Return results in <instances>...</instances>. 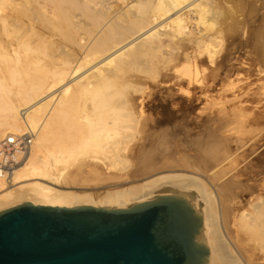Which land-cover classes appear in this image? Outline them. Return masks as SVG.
I'll return each instance as SVG.
<instances>
[{"label":"bare ground","instance_id":"1","mask_svg":"<svg viewBox=\"0 0 264 264\" xmlns=\"http://www.w3.org/2000/svg\"><path fill=\"white\" fill-rule=\"evenodd\" d=\"M32 3L37 4L34 5L33 11L34 15L39 17V21L42 18L44 20L48 18L50 22L47 23L54 22L49 19L50 15L59 12L64 16L70 9L78 10L80 15L87 20V22L72 20L77 31L82 29L87 32L88 37L86 38L70 36L71 32L65 31L70 27L64 29L63 33L68 34L75 43V46L69 45L68 47L64 44L63 46L57 45V48L68 55L66 56L67 61L64 60L65 64H60L58 60L57 63L60 66L56 62L54 65L51 62L52 65L49 68L46 63V66L43 65L45 67L38 66L37 59V62L33 61L34 65L36 64L39 68L35 65L37 68L33 69L32 74L34 70L37 73L38 69L37 76L29 74L32 70L30 68L33 67H30L31 59L22 60V57L20 58L22 55L17 50H21L19 46L23 44L25 46L21 47L25 49L24 52L27 55L26 50L33 48L31 43V46L29 45V39L27 42L23 41L27 38L23 37L24 32L17 30V27L19 34L9 29L13 28V25L12 27L7 26L3 12V6L6 4L11 8H26ZM217 7L216 0H0V137L7 132H23L26 129L36 136L30 152L13 169L9 182L0 180V210L23 202L59 206L126 207L148 200L150 196L173 193L176 198L187 205L193 218L198 219L199 228L208 244V264H244L236 250L231 245L224 244L214 229L213 223L218 221V215L220 216L219 202L221 199L217 191L206 185L204 177L205 180L199 178L198 175L196 179H191L181 175L162 174L151 176L152 178L142 185L131 186L128 190L105 191L106 193L99 195L85 189L83 192H75L67 186L70 180H74L73 172L79 164L87 165L89 172L112 174L104 182L110 181L114 185L126 181L127 178L130 179L134 160L133 152L143 151L149 147L136 141L139 137L138 133L142 139L150 136L152 138L153 133L167 126L163 119L158 118L151 122L150 112L145 113L149 109L157 113L162 110L157 103L152 105L144 103L145 99L143 101L142 98L151 93L147 83L155 82L158 87H156L157 91L163 95L171 92L172 85L181 89L186 83H195L204 70L206 73V69H208L207 77L209 78L214 67L204 66L206 61L209 64L215 62L217 67L227 63L228 56L225 53L221 54L218 61L215 60L218 53L217 47L219 44L222 45L220 43L223 38L221 37L222 23H225L226 19V15L220 11L221 16ZM210 19L214 22H208ZM48 28L50 29L49 26ZM49 34L47 36H50ZM10 35L14 37L11 38ZM202 54L206 56L202 57ZM33 58L32 60L35 59ZM131 67L140 69L142 73H133L135 70L132 69V73H129L130 71L127 73L125 70ZM44 68L47 72H43ZM259 69H261L260 66ZM40 70L41 75H39ZM79 70H83L85 81L83 83L78 80L71 82L70 80H73L72 78ZM168 71H173L175 74L170 75ZM167 80L169 83L166 82ZM162 83L169 85L164 86ZM61 86L62 89L60 88L58 93L54 92L55 95L51 94L48 99H45L51 91ZM188 92L192 95L190 90ZM83 93L86 94L83 106L81 105L84 109L77 117L78 113L76 115L72 110L76 111L75 108L79 105L77 101ZM153 93L155 92L152 91ZM53 97L55 100L51 103L50 99ZM155 97L157 98V95ZM192 98L190 106L194 108L195 105L192 102L195 98ZM157 99L160 100L159 97ZM181 99L185 98H179ZM176 102L172 103L176 107V112L170 117L174 120L178 116L184 117L180 106L177 107L179 102ZM69 111L73 113V116L76 115L77 119H70ZM157 116L160 117L159 114ZM126 120H129V123H126ZM57 122L65 128L62 132L60 130L61 133L57 135V138L55 137L56 140L53 139L54 141L49 145L46 140L49 139L48 136L55 127L53 125ZM79 129H85V142L79 140ZM225 141L226 139L220 140L213 147H218L222 151ZM83 143L89 148L87 151L89 153L84 156ZM114 171L118 174L112 173ZM85 181L96 182L89 179ZM166 184L174 185L177 189H169L172 192L166 191L163 188ZM236 186V184L233 185L229 192L232 190L234 193ZM255 186L259 187V184ZM187 187L201 190L202 195L208 199L207 207L213 217L212 220L217 219L214 222L211 220L210 227L214 231L208 237L204 235L208 231L204 230L210 218L206 217L208 214L205 215L204 212L200 214L196 211L190 203L191 200L185 197L187 192L183 189ZM247 191L249 196L245 209L243 200L246 198ZM261 193L264 192L255 191L253 188L249 190L242 188L234 193L235 195L243 194L242 199L231 198V201L233 200L236 208L235 227L237 229H239L237 226L251 228L254 238L259 243L260 251L264 253V194ZM222 226L226 230L223 221Z\"/></svg>","mask_w":264,"mask_h":264},{"label":"rangeland","instance_id":"2","mask_svg":"<svg viewBox=\"0 0 264 264\" xmlns=\"http://www.w3.org/2000/svg\"><path fill=\"white\" fill-rule=\"evenodd\" d=\"M216 1L218 2V11L223 12V14L226 15V19L225 23H222L223 25L221 32L223 36L221 34V37L223 38L221 39L222 41L220 40V43L222 45L219 44L217 47L218 49L216 51L218 53L216 54L217 59L215 60L218 61L221 54L225 53L228 56V59L226 61L227 63H225V65L227 66L223 65L221 67H217L215 66V62L211 63V65L208 61H206V64L204 66L214 67V70L209 78L207 77L208 69H206V73L204 70V72H202L203 74L201 73L202 75L198 76L199 80L195 81V83H186L187 86L185 85V88L182 87L181 89L176 85H172L170 87V89H172L170 90L171 92H166L163 95H161L160 92L157 91L158 87L155 82L153 83L152 81L150 83H147L150 87L151 93L147 94V96L145 95L142 98L143 101L145 99L144 103L146 105L157 103L162 107V110L157 113L152 112V110L149 109L145 113L148 114L150 112L149 114L151 116L149 120L151 122H154L158 118L163 119L164 123L168 127L165 126L164 129H160L153 133L152 138L150 136L142 139L139 133V137L136 135L138 137H136L137 142H141L149 147H147V149L143 151L136 150V152H133L134 160L131 168V174L129 176L130 179L127 178L126 181L118 182L119 184L115 183L118 185L117 186L110 181L104 182V180H108L112 174L106 175L102 172H89L87 170V165L79 164L73 172L74 180H70L69 185L67 186H70V189L75 192H83L85 190H89L88 192L99 195L100 193L103 194L105 191L116 192L119 190H128V188H130L131 186L135 187L138 185H142L152 177L162 174L181 175L183 177L191 179H196L198 175V177L202 178V180L206 179V185H208L209 187L211 186V189L217 191L220 194V216L218 215V221H216L217 219L214 220L216 222L212 220L213 217L209 213V209L207 207L208 199L202 195L201 190H197L193 187H187L185 190L183 189V191L187 192L185 193V197L189 201L191 200L190 203L200 214H203V212L205 213V215L208 214L206 217L210 218V220L207 226L210 227L212 221L214 222V229L218 233V236L221 238L222 242L226 245H231L234 250H236L237 254L240 255L238 257H241L240 260H243L242 262L244 264H264V253L260 251L259 243L256 238H254L251 228L247 229L245 227L237 226L239 229L242 228L239 230L235 227L234 214L236 212V208L234 207L233 200L231 201V198L242 199V197L244 196L243 194H234L236 193V191L238 192L242 188H244V190L253 188L255 189V191L264 192V0ZM34 5L36 6L37 4L32 3L31 6L29 5L26 8H11L6 4L3 6V12L5 16L4 20H6L7 26L12 27L13 25V28L9 29H13V31L18 32V34L22 30L24 32L23 37L27 38H24L25 40L23 41L27 42V40L29 39V45L31 43L32 46H30L33 48H30L31 50L28 51L26 50V53H28L27 56L24 52L25 49L21 47L23 44H20L19 47L21 48V50H17H19L22 56L18 55V57L20 56V58L22 57V60L24 59L26 61L27 59H31L30 62L32 61L33 64L30 63V67H33L30 68V70H32L31 72L29 71V74H31L32 76H35L36 74L37 76L38 69L37 73H35L36 70H34V74H32L34 68H37L38 66L42 67L43 65H45V63L47 67L49 66L50 68L52 63L54 65V62L57 63L58 60L60 64H65V61H67L66 59L68 55H66V52H62L60 48H57V45L61 44V46H63L64 44L67 47L69 45L75 46V43L72 41V38L70 36H83L86 38L88 37V35L87 32L82 29L77 31L75 29V26L73 25V21L81 20L82 22H87V20L80 15V12L78 10L67 9L68 13L64 16L63 14L61 15L59 12H57V14L50 15L49 18L54 22L47 23L50 22L48 21V18H46L45 20L44 18H42L43 20L40 19V22L39 17L34 15ZM221 12L220 15L222 16ZM70 20H73L72 23ZM58 22H60L61 27H59L60 25H58ZM62 22H64L63 25ZM208 22H214V20L210 19ZM66 23L68 26L66 25ZM33 24L34 26H32ZM48 26L50 27V29L48 28ZM16 27L17 30H20V32L16 30ZM45 29L53 30L55 31V34L53 33V31L48 30L49 32L53 33V35L51 33L49 34V32ZM64 29H66L65 31H70L71 33H69L71 35L69 36L68 34H64ZM48 34L50 36H47ZM11 36L12 35H10V37ZM36 36L39 37L37 38ZM51 38H54V41ZM25 56H27V58ZM29 56L31 58H29ZM33 56L35 59L33 58ZM201 56L205 57L206 55L204 56L202 54ZM32 58L34 60H32ZM36 59L38 61V66L36 64L35 65L37 67H35L34 65L35 62H33L36 61ZM59 63H57V65ZM256 64H258L261 69H259V66ZM52 67L55 68L56 66ZM255 67L258 69H256ZM46 68H44L45 70H43V72H47ZM49 68L48 70H50ZM131 69L135 71L133 72ZM83 70H79L77 74L72 78L73 80L70 81L74 82L75 80H78V82L83 83L85 81L83 77L84 73L82 72ZM125 71L127 73L129 71V73H142L140 72V69L137 70L134 67H131L130 69L127 68ZM168 72L170 75L175 74L173 71ZM41 74L42 72L40 70L39 75ZM166 82L169 83L168 80ZM167 83H162V85H169ZM189 86H191V89L189 88ZM60 88L62 89V86L55 89L56 91H51L49 96L45 97V99H48L51 94L55 95L56 93H58L60 91ZM186 90H190L192 95H190V93ZM152 91L155 93L152 94ZM154 94L157 95V98L159 97L161 101H158ZM174 95L177 98L174 97ZM54 97L50 99L51 103L55 100ZM186 97L188 99L190 97L191 98L188 100ZM192 97L195 98V101L192 102L195 105L194 108H191L190 106V102L193 99ZM85 98L86 94L83 93L80 96L79 100L77 99V103L79 105H77V107L75 108L76 111L72 110L74 114L78 113V115L76 114L77 117L80 115L79 113L82 112V109H84V107L82 108V104ZM166 98H168L169 100ZM179 98L185 99L179 100ZM45 99L43 98L42 100L44 101ZM175 99H178L177 102ZM173 102H179L177 104V107L180 106L184 117L181 118V116H178L175 118V120L170 119L171 115L176 112V107L174 104H172ZM69 113L70 116L68 115V117L72 120H75L76 115L73 116V113L70 111ZM158 114L160 115V117L157 116ZM125 122L129 123V120H126ZM59 124L61 123L57 122L56 125H53V127L55 126L57 129H55V127L52 128V132L50 131L52 134L50 133L48 136L49 139L46 140L47 144L50 145L54 140H56L57 135L63 131V128H65L63 126H60ZM57 126H59L60 129ZM84 132L85 129L78 131V136L80 138H77H79L81 142L86 141V132ZM34 137L36 136H33V140ZM50 137L52 140L50 139ZM224 138L226 139V141L223 143L224 146L222 147L224 148L222 149V151H220L218 147H213L216 142L225 140ZM82 151H84L82 152L83 156L89 153H87V151H89V148L86 147L84 143L82 146ZM99 156H102V154H99ZM192 172L194 174H197L194 175L192 174ZM112 173L118 174L116 171ZM88 179L94 180L96 182L88 183L85 181ZM235 184L237 186L234 193L232 190L231 192H229L230 188ZM257 184H259V187L255 186ZM163 188H165L166 191L169 192H172V190L169 189H177L176 186L171 184H166L163 186ZM66 189L69 188L66 187ZM97 190L98 192H95ZM246 194V198L243 200V207H245V209L247 208L248 203V191L246 192ZM151 197L153 196H150V198ZM14 205L17 204H13L12 206ZM222 221L224 222L226 230L223 229ZM207 226L204 230L208 231L204 234L206 237H208L209 234L214 231L213 228H208ZM249 231L250 233H248Z\"/></svg>","mask_w":264,"mask_h":264},{"label":"water","instance_id":"3","mask_svg":"<svg viewBox=\"0 0 264 264\" xmlns=\"http://www.w3.org/2000/svg\"><path fill=\"white\" fill-rule=\"evenodd\" d=\"M208 254L198 219L173 193L126 207L0 210V264H208Z\"/></svg>","mask_w":264,"mask_h":264},{"label":"built area","instance_id":"4","mask_svg":"<svg viewBox=\"0 0 264 264\" xmlns=\"http://www.w3.org/2000/svg\"><path fill=\"white\" fill-rule=\"evenodd\" d=\"M33 132H7L0 137V180L9 182L11 173L21 159L30 152Z\"/></svg>","mask_w":264,"mask_h":264}]
</instances>
